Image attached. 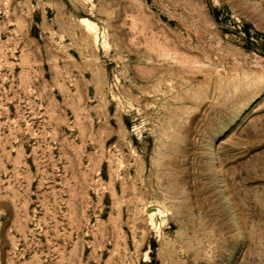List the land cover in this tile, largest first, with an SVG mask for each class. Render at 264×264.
I'll use <instances>...</instances> for the list:
<instances>
[{"label":"rangeland","instance_id":"374dc122","mask_svg":"<svg viewBox=\"0 0 264 264\" xmlns=\"http://www.w3.org/2000/svg\"><path fill=\"white\" fill-rule=\"evenodd\" d=\"M0 264H264V0H0Z\"/></svg>","mask_w":264,"mask_h":264},{"label":"bare ground","instance_id":"6f19581e","mask_svg":"<svg viewBox=\"0 0 264 264\" xmlns=\"http://www.w3.org/2000/svg\"><path fill=\"white\" fill-rule=\"evenodd\" d=\"M158 211V210H157Z\"/></svg>","mask_w":264,"mask_h":264}]
</instances>
